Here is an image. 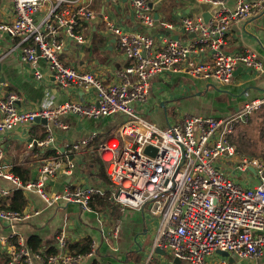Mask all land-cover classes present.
I'll list each match as a JSON object with an SVG mask.
<instances>
[{"label":"built area","instance_id":"obj_1","mask_svg":"<svg viewBox=\"0 0 264 264\" xmlns=\"http://www.w3.org/2000/svg\"><path fill=\"white\" fill-rule=\"evenodd\" d=\"M127 1L145 28L154 26L148 0ZM201 1L217 8L208 22L200 17L181 19L183 30L194 34L185 43L167 36L157 40L145 31L129 32L106 19V28L130 60L117 72V80L106 83L93 72L77 70L59 58L65 39L84 41L83 22L96 17L89 5L78 0H11L14 19L0 22V32L21 39L23 59L29 64L45 61L60 88L74 86L92 91L94 102L65 101L55 106L47 102L39 108L23 110L16 104L17 96L9 93L0 96V132L44 117L47 135L41 141L33 140L42 146L52 140L50 122L58 124L56 117L64 113L91 117L120 113L126 120L117 135L97 145L108 180L106 188L78 184L49 194L45 188L48 179L57 170L68 172L73 163L64 169L60 159H44L37 178L25 182L3 163L4 147L0 142V176L11 184V188L0 186V197L7 198L12 189L33 190L46 206L70 203L90 210L95 197L106 195L122 208L143 210L148 206L149 214L158 218L152 251L164 250L187 264H231L226 257L214 259L218 250L236 260L261 257L264 158L239 153L230 136L250 115L264 111V96L245 102L226 116L185 115L164 128L145 119L134 107L147 101L151 79L163 71H184L194 79L229 83L238 66L262 69L255 51L226 52L223 45L231 23L263 11L264 0H236L233 8L223 6V0ZM203 49L208 51L207 58L200 55ZM34 73L41 79L39 70ZM94 138L95 133H90L73 142L71 149L81 152ZM148 145L155 149L153 156L143 151ZM28 147L33 143L28 142ZM221 164L230 167L231 173ZM239 173L252 183L237 182L233 176ZM38 213L39 210L0 208V221L14 228ZM118 230V224H114L111 238H116ZM10 237L13 240L0 236L6 264H105L97 262V242L91 241L85 253L69 252L64 230L55 235V252H49V247L32 248L17 231H12ZM150 259L151 254L144 264H149Z\"/></svg>","mask_w":264,"mask_h":264},{"label":"crops","instance_id":"obj_2","mask_svg":"<svg viewBox=\"0 0 264 264\" xmlns=\"http://www.w3.org/2000/svg\"><path fill=\"white\" fill-rule=\"evenodd\" d=\"M78 2L89 5L96 17L94 20L83 22V42L65 39L59 58L65 65L77 70L93 72L106 83L117 80V72L130 63L118 46L116 37L106 28V19L129 32L145 31L157 40L167 36L185 43L193 39L194 34L183 30L181 19L185 16L200 17L204 22H208L217 8L201 0H148L155 23L153 27L145 28L134 16L127 0ZM235 4L236 0H223V6L226 8H233ZM204 16H207L206 20ZM13 19L11 0H0V22ZM161 22L171 26L162 27ZM22 45L20 38L0 32V76L4 78L0 81V96L15 94L16 104L23 110L36 109L47 102H50V106L65 101L94 102L92 91L74 86L60 88L45 61L38 60L34 64L25 61L21 51ZM223 49L226 52H244L246 49L255 51L262 61V69L238 66L229 83L194 79L184 71H163L151 79L148 99L145 103L134 106L136 112L157 127L164 128L168 124L178 122L185 115L226 116L241 108L245 102L263 97L264 9L246 19L232 22L226 32ZM200 55L207 58L209 54L203 49ZM36 70L42 73L41 79L36 78ZM257 116L264 118V111L250 115L248 120L237 128ZM56 120L58 124L50 122L52 140L42 146L33 142L41 141L47 135L42 123L17 125L0 132V142L4 147L3 163L11 169L14 166H24L32 179L39 175L44 159L58 158L64 169L69 163H73L68 172L57 170L48 179L45 188L49 194H58L65 186L78 184L106 188L108 180L104 165L97 154V145L117 135V130L126 120V116L114 113L91 117L69 112L59 115ZM237 128L230 136L232 142ZM90 133H95L92 143L82 148L81 152L71 149L73 142ZM28 142H32L33 147L29 148ZM221 166L231 173L230 167L223 164ZM236 175L238 177L233 178L240 184L252 183L242 173ZM0 186L11 188L10 182L2 176ZM24 194L26 203L23 210H39V213L33 214L14 228L0 221V236L13 240L10 234L17 231L27 240L38 238L41 247L55 249V235L64 230L69 243L86 239L97 242L98 263L144 264L151 254L149 264H187L184 261L175 262L170 253H163L164 250H151L158 218L149 214L148 206L143 210L122 208L110 202L104 195L95 197L90 203V210H85L70 203L46 206L33 190L24 191ZM96 198L100 199L95 200ZM114 224H118L119 230L116 238H111L110 230ZM6 258L5 249L0 246V264H6ZM222 258L225 257L218 253L214 256L217 260ZM231 264H264V254L253 260L234 258Z\"/></svg>","mask_w":264,"mask_h":264},{"label":"trees","instance_id":"obj_3","mask_svg":"<svg viewBox=\"0 0 264 264\" xmlns=\"http://www.w3.org/2000/svg\"><path fill=\"white\" fill-rule=\"evenodd\" d=\"M12 172L25 182L32 179L28 173V170L24 166H14L12 168ZM100 198H96L95 200H98ZM25 203H26L25 194L24 191L21 189H15V190L12 189L10 195L5 199L0 197V208H5L20 212L24 209ZM27 242L34 249L41 248L38 238L32 237L29 240H27ZM89 242H90L89 239L75 243L68 242V246H67L68 251L71 253H85L86 251L89 250ZM55 250L56 249L51 247L48 249L49 252H55Z\"/></svg>","mask_w":264,"mask_h":264},{"label":"rangeland","instance_id":"obj_4","mask_svg":"<svg viewBox=\"0 0 264 264\" xmlns=\"http://www.w3.org/2000/svg\"><path fill=\"white\" fill-rule=\"evenodd\" d=\"M235 134L233 143L241 153L264 158L263 116H257L253 120H249L246 125L239 126Z\"/></svg>","mask_w":264,"mask_h":264},{"label":"water","instance_id":"obj_5","mask_svg":"<svg viewBox=\"0 0 264 264\" xmlns=\"http://www.w3.org/2000/svg\"><path fill=\"white\" fill-rule=\"evenodd\" d=\"M155 17L157 18V15ZM204 18L206 20L207 16H204ZM37 53H38V51H37ZM0 69H1V65H0ZM3 80H4L3 76H0V81H3ZM34 122L35 123H42V124L45 125V124H47V119L44 118V117L38 116V117L35 118ZM143 151H144V153H146L148 155H152V156L155 153V149L152 146H149V145L146 146ZM163 253L165 254L166 252L163 251ZM217 253L220 254L221 256L226 257L227 259H229L230 262H234V256L230 255L228 252L222 251V250H218ZM174 259H175V262H178V263L181 262V260H179L177 258H174Z\"/></svg>","mask_w":264,"mask_h":264}]
</instances>
